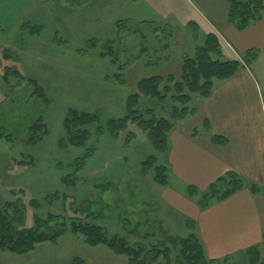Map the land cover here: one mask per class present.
<instances>
[{"label":"rangeland","instance_id":"374dc122","mask_svg":"<svg viewBox=\"0 0 264 264\" xmlns=\"http://www.w3.org/2000/svg\"><path fill=\"white\" fill-rule=\"evenodd\" d=\"M19 7L20 3L12 5V19L11 10L0 15V75L10 67L22 78L9 76L8 86L0 78V201L25 211L27 228L34 226L35 217L68 216L104 227L108 235H120L129 245L168 247L175 255V238L191 232L199 238L197 229L185 222L184 201L193 202L185 194L186 185L169 174V185L160 187L151 169L141 171L140 163L153 150L131 125L117 140L94 135L89 143L92 156L84 166L78 165L84 150L59 146L65 137L63 120L73 109L97 112L106 124L123 116L126 96L142 79L169 74L178 78L183 58L194 53L186 23H197L203 32L209 25L225 32V0H34L16 14ZM22 24L37 25L40 31L32 34ZM167 33L173 37L167 40ZM237 55L243 58L245 53ZM250 70L259 80L254 99L261 115L258 123L264 126V58ZM26 79L38 84L45 99L36 96ZM202 106L200 99L189 105L197 113ZM39 117L46 131L30 144L28 129ZM192 119L179 123L175 131H203V122ZM129 133L133 137H127ZM260 140L258 151L264 154V139ZM159 164H164L161 157ZM260 188L264 195V186ZM86 203L93 212L88 218L72 211ZM36 249L23 257L0 253V264H70L74 258L86 264H125L123 258L103 247L90 248L71 234L56 246ZM260 249L263 256L264 245ZM242 256L229 264H245Z\"/></svg>","mask_w":264,"mask_h":264},{"label":"trees","instance_id":"16d2710c","mask_svg":"<svg viewBox=\"0 0 264 264\" xmlns=\"http://www.w3.org/2000/svg\"><path fill=\"white\" fill-rule=\"evenodd\" d=\"M225 2L228 6L227 22L237 32L245 31L252 24L259 22L264 15V0H225ZM21 26L28 28L32 34H37L39 30L37 25L22 24ZM184 30L194 42L193 57L183 58L178 78L169 74L165 78L156 75L139 81L135 86V92H131L125 98L123 116L102 124L101 116L97 112L67 110L63 120L65 137L59 146L66 147L68 144L70 147L84 150L78 165L84 166L92 156L94 150L89 143L94 135L108 134L112 139L117 140L120 133L127 132L131 125L145 136L153 150V154L146 156L140 163L141 171L146 172L151 169L153 180L158 186L169 185L170 135L179 123L196 115L197 109L190 108V103L194 99L209 100L213 95L215 82L230 81L249 70L258 58L256 50H248L243 58H227L218 36L214 33H204L193 21H188ZM137 31L141 33L140 30H132V33ZM1 32L5 33L3 30ZM172 37L171 33L166 34L167 40ZM166 45L167 49L169 45L167 43ZM3 59L10 61L6 55ZM9 76L17 80L22 79L16 70L4 67L0 78L6 86L9 85ZM115 79L119 83V77ZM26 82L33 86L38 98L45 99L35 81L26 79ZM163 113L165 116L162 115ZM201 126L203 131L198 128L190 131L191 139L207 135L214 146L226 147L229 144L225 137L211 134V125L207 120H204ZM45 131L46 127L39 117L28 129V142L36 144L37 140H40L39 134ZM127 137L133 135L129 133ZM158 156L164 160V164H159ZM244 189H248L252 195L262 194L259 186L247 181L236 172L228 171L203 192L194 186L186 185L185 194L201 211H204ZM90 207L91 204L86 203L84 208L72 211L88 218L93 213ZM24 216L25 211L19 209L17 205L0 201V253H8L16 257L27 256L41 245L56 246L63 236L71 234L82 238L83 243L90 248L103 247L111 255L123 258L125 264H229L233 257L237 258L242 254L245 264H264L260 245L252 246L242 254L208 259L200 239L191 232L184 238H175L174 244L177 246L173 255L168 247L160 249L152 246L147 249L141 245H129L120 235H108L104 227L83 223L80 220L71 221L68 216L48 214L45 220L35 217L34 226L29 228L23 225ZM185 222L186 225L197 229L196 223L191 219L187 218ZM262 245H264V233ZM70 264H86V262L74 258Z\"/></svg>","mask_w":264,"mask_h":264},{"label":"crops","instance_id":"0c3cea01","mask_svg":"<svg viewBox=\"0 0 264 264\" xmlns=\"http://www.w3.org/2000/svg\"><path fill=\"white\" fill-rule=\"evenodd\" d=\"M31 1L34 0H0V15L11 10L8 14L12 19L14 3H20L19 9L15 10L17 14L26 9ZM202 28L204 32H216L214 34L218 36L222 50L226 49L223 51L229 55H225L227 58L239 59L237 53L256 50L258 58L252 66L263 60L264 15L243 32H237L230 25H226L225 32L221 33L213 29L212 25ZM250 69L215 86L212 97L202 101L199 113L192 117L198 120L201 111L206 110L197 122L200 125L208 120L211 133L228 140L226 147L214 146L207 135L191 139L190 131H174L170 135L168 158L171 174L185 185L205 191L223 174L233 171L254 184L257 182L256 185L262 184L258 185L260 187L264 186V154L258 151L260 138L264 139V131L260 135L264 126L258 123L261 115L258 103L255 104L257 100L254 99L259 90V80ZM217 105L218 111L214 112ZM184 204L187 208L183 207V211L196 223L198 237L209 259L242 253L252 246L263 244V194L252 195L248 189H244L204 211L193 202L184 201Z\"/></svg>","mask_w":264,"mask_h":264}]
</instances>
